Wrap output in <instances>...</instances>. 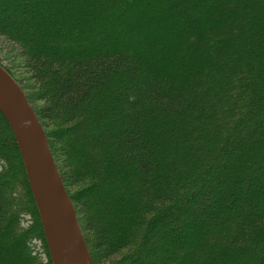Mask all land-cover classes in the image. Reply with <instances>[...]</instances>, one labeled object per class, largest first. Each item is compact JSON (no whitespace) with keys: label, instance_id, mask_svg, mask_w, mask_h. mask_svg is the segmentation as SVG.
<instances>
[{"label":"trees","instance_id":"1","mask_svg":"<svg viewBox=\"0 0 264 264\" xmlns=\"http://www.w3.org/2000/svg\"><path fill=\"white\" fill-rule=\"evenodd\" d=\"M0 36L94 264H264V0H0ZM0 264H52L1 114Z\"/></svg>","mask_w":264,"mask_h":264},{"label":"water","instance_id":"2","mask_svg":"<svg viewBox=\"0 0 264 264\" xmlns=\"http://www.w3.org/2000/svg\"><path fill=\"white\" fill-rule=\"evenodd\" d=\"M0 114L18 146L52 264H93L41 123L1 67Z\"/></svg>","mask_w":264,"mask_h":264},{"label":"rangeland","instance_id":"3","mask_svg":"<svg viewBox=\"0 0 264 264\" xmlns=\"http://www.w3.org/2000/svg\"><path fill=\"white\" fill-rule=\"evenodd\" d=\"M0 67L18 84V86L21 88L25 96L28 98L29 104L33 108L35 114L39 115L40 117L39 118L37 116L38 120L40 119L39 122L40 123L42 122L41 126L44 132H50L54 128L58 127L59 125L58 123L55 122L50 125L40 115V110L42 109L45 102L37 100V87L35 86L33 80L30 78V75L23 68V58L21 57L19 53V49L13 43L7 41L5 38L1 36H0ZM56 159L58 160V162H56L57 163L56 167H59V165L61 164L62 158L57 156ZM70 191H73V189L70 188ZM31 223H32L31 216L26 214L24 215L23 220L20 222V225L22 228H27L32 225ZM79 227H81L80 229L82 230L81 223L79 224ZM82 236L84 238L85 244L89 242L88 237L85 234H82ZM29 247L32 251V254L37 258L39 262L46 261V256L44 254V249L42 247V242L40 238L33 237L31 241L29 242ZM87 249L89 251L90 249L89 245L87 246ZM96 261H97L96 264H102L101 260H96Z\"/></svg>","mask_w":264,"mask_h":264}]
</instances>
